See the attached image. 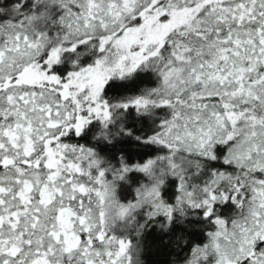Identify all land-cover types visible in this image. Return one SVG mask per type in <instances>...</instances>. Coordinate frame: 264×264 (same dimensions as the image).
Wrapping results in <instances>:
<instances>
[{
	"label": "snow or ice",
	"instance_id": "1",
	"mask_svg": "<svg viewBox=\"0 0 264 264\" xmlns=\"http://www.w3.org/2000/svg\"><path fill=\"white\" fill-rule=\"evenodd\" d=\"M264 264V0H0V264Z\"/></svg>",
	"mask_w": 264,
	"mask_h": 264
},
{
	"label": "trees",
	"instance_id": "2",
	"mask_svg": "<svg viewBox=\"0 0 264 264\" xmlns=\"http://www.w3.org/2000/svg\"><path fill=\"white\" fill-rule=\"evenodd\" d=\"M147 240V264H168V261L171 259L172 250L163 249L155 235H150Z\"/></svg>",
	"mask_w": 264,
	"mask_h": 264
}]
</instances>
